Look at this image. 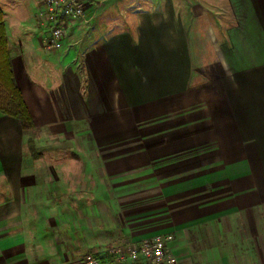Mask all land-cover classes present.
I'll return each mask as SVG.
<instances>
[{"label": "crops", "instance_id": "1", "mask_svg": "<svg viewBox=\"0 0 264 264\" xmlns=\"http://www.w3.org/2000/svg\"><path fill=\"white\" fill-rule=\"evenodd\" d=\"M85 1L87 23L70 26L62 47L49 50L39 0H0L14 78L34 123L24 131L20 120L0 112V264H69L67 252L87 245L72 242L70 231L80 233V222L75 228L69 220L79 221L80 200H101L102 190L87 186L117 182L82 173L80 124L107 145L106 153L125 157L104 163L106 169L157 172L160 230L142 232L144 223L133 224L136 217L118 209L107 217L113 234L132 244L171 234L181 264H255L249 225L259 219L256 191L248 192L253 203L246 212L238 188L246 171L264 169V0H140L123 15L117 0ZM198 59L205 69L200 83ZM70 132L78 139L75 157L52 147L33 157L26 149L30 134ZM186 152L220 156L232 204L210 193L171 191L181 186L175 172ZM108 199L133 203L115 192ZM98 231L93 245L107 242ZM191 231L203 236L197 253ZM20 251L51 257L6 259Z\"/></svg>", "mask_w": 264, "mask_h": 264}, {"label": "rangeland", "instance_id": "2", "mask_svg": "<svg viewBox=\"0 0 264 264\" xmlns=\"http://www.w3.org/2000/svg\"><path fill=\"white\" fill-rule=\"evenodd\" d=\"M117 8L119 10V13L121 15L126 14L127 8H130L131 6H135L140 4V0H117ZM86 10V14H87ZM87 23V18L84 21V23ZM85 23V24H86ZM198 62L200 66L198 67L199 74L196 77V83L204 82V62L202 63L201 59H198ZM202 73V74H201ZM182 121H185L182 119ZM182 125L184 123L182 122ZM31 131V130H29ZM76 131V130H75ZM75 133V132H74ZM72 135V132L69 133L70 136L64 137L62 136H55V137H42L38 138L37 134H30L29 137H26V149L33 157H38V153L41 149H47L49 147L52 148H58V149H64L68 152V157H75L76 153L75 148H77V137L76 134ZM80 162L83 163L85 166L82 173L85 174L86 177H90L91 175H94L95 177L99 178H111L110 180L114 179L116 180V185L103 188V187H97V186H87L88 191H97L102 190V198L97 200H91L90 197H86V200L83 202L80 200V219H70L69 225L74 224V227L77 228L78 222H80V233H78L76 230L74 232L70 231V237L72 242L76 243L77 239H80V242H88L86 244H80V249H74L68 251V255L70 258L69 264H84V260L87 255L89 254H106L108 250L117 249V248H125L127 246H137L142 244L145 241H149L155 237H146L140 240L137 243H131V239L129 237H126L125 235L120 234H113L112 230L115 229L113 219H108L107 217L110 216V214H115V211H120L121 213L124 212L128 215V213H131V215L135 216L136 219L132 220V223L140 225V231L147 232L148 230L151 232L158 231L159 227H155V219L156 215L159 214V211L157 209L160 208V204L156 202L155 196L158 194L157 186H154L153 184L157 183V172L154 170H151L150 172H144V171H132V170H123L116 169L114 170H108L106 169L104 163L109 164H116L117 162L124 163V156L119 154H108L106 153L108 150L107 145L100 144L97 140H94L91 136V134L88 131V128L84 125L80 124ZM30 142L33 143L34 151L30 150ZM37 147V148H36ZM91 147L96 149V152L91 150ZM69 150V151H68ZM199 151V150H198ZM178 165L177 170L175 173L178 174V177L174 180L175 183H181L180 188H172L171 191L177 190L178 193L176 195L186 196L189 193L190 194H197L201 197L209 196V193L212 194V198L216 199L217 202L223 201L224 204L231 203L232 196L229 194L228 191H230V187L224 185L227 183L225 181L226 174H229V172H223L220 171L219 162H220V156L214 155V154H207L202 155L201 153H197L196 155L191 154L190 152H186V154L180 156V159H177ZM147 162L150 160H146ZM154 161V160H152ZM150 161V162H152ZM96 164H101L100 169L96 171H92V167ZM88 165V167H87ZM82 167V170H83ZM87 168H89L87 170ZM193 168H196V170H193ZM81 172V171H80ZM172 174V172L170 171ZM254 173V174H253ZM141 174H147L142 176ZM245 180L244 185L240 186L238 189L239 191L242 190V193L244 194L243 199L245 200V203L243 208L246 212L252 210V194H248V192H251L253 189L255 192L254 201L255 203H259L258 205L255 204L257 211L256 216H259V219L255 221V224L252 226L250 223L249 226H251L252 229L256 233L255 236H250L249 241L255 243V245L258 247V249H255L254 253L251 251L244 252L246 256H249L250 259H252V253L254 254L255 258V264H264V169L261 170H255L254 172H248L246 171L244 173ZM255 175V176H254ZM147 176V177H146ZM195 179V181H194ZM146 180V181H145ZM109 184V180L106 181ZM195 182L197 186H192ZM251 184H255L253 187ZM190 185V186H189ZM105 189V191H103ZM110 190V191H109ZM236 190V189H235ZM233 191V189H232ZM105 192V193H104ZM112 192H115L119 198H131L133 199V203H127L122 202L119 204L114 203L113 201H110L108 199V196L112 194ZM231 193V192H230ZM154 194V195H153ZM189 200L187 199L185 206H187V202ZM249 202V203H248ZM215 207H213V212L216 210H219L221 206H219L220 203H217ZM232 204V203H231ZM184 206H181L183 208ZM188 207V206H187ZM186 208V207H185ZM117 209V210H116ZM120 209V210H118ZM211 210V211H212ZM256 211V210H255ZM235 212V211H234ZM129 214V216H131ZM117 216V215H116ZM154 219V222L148 223ZM112 221V222H109ZM103 222V223H102ZM108 222L112 224V227L109 228ZM118 222L119 219H118ZM149 225L146 229V226ZM168 225H165L167 227ZM97 228V229H96ZM99 230V231H98ZM100 232L101 236L103 238L107 239V242H103L100 245H93L94 244V236H92L93 232ZM60 230H58L59 235ZM190 233V242L192 243V246L194 247V252L197 253L198 249L200 248L201 241L200 238H203V236H200L199 233ZM106 234V235H104ZM160 235H166V234H160ZM168 235V234H167ZM158 236V235H156ZM36 237V236H35ZM253 237V238H252ZM60 238H69L68 235H62ZM102 238V237H101ZM111 238V239H110ZM41 239V236H40ZM3 240H0L2 242ZM1 245V243H0ZM75 246V245H74ZM256 248V247H255ZM106 252V253H105ZM29 253V254H28ZM50 252L43 251H20L15 253V256H9L6 259H14L15 260H27L28 258L31 260L37 259V260H45L49 259L51 255H49ZM174 253V252H173ZM7 252L5 253V255ZM175 255V254H174ZM176 256V255H175ZM4 258L1 256V259ZM176 258L179 260V258L176 256ZM7 261V260H6ZM13 261V260H12ZM180 262V260H179ZM181 263V262H180Z\"/></svg>", "mask_w": 264, "mask_h": 264}, {"label": "built area", "instance_id": "3", "mask_svg": "<svg viewBox=\"0 0 264 264\" xmlns=\"http://www.w3.org/2000/svg\"><path fill=\"white\" fill-rule=\"evenodd\" d=\"M40 16L45 21V45L59 50L70 26L86 20L85 0H39ZM173 236L158 235L137 246L108 250L106 254H89L84 264H181L173 253Z\"/></svg>", "mask_w": 264, "mask_h": 264}, {"label": "trees", "instance_id": "4", "mask_svg": "<svg viewBox=\"0 0 264 264\" xmlns=\"http://www.w3.org/2000/svg\"><path fill=\"white\" fill-rule=\"evenodd\" d=\"M0 112L15 117L21 122L22 129H34L30 111L14 78L3 13L0 10ZM30 150L34 151L30 142Z\"/></svg>", "mask_w": 264, "mask_h": 264}]
</instances>
